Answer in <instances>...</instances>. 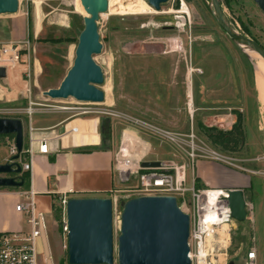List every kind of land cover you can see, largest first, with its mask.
Wrapping results in <instances>:
<instances>
[{
  "label": "rangeland",
  "instance_id": "1",
  "mask_svg": "<svg viewBox=\"0 0 264 264\" xmlns=\"http://www.w3.org/2000/svg\"><path fill=\"white\" fill-rule=\"evenodd\" d=\"M18 1L20 7L25 8L27 4L30 7L29 0ZM132 1H140L145 9L121 15L106 12L97 22L102 49L94 56V61L103 74V84L99 87L104 94L103 103L131 120L185 135L191 129L186 127L188 118L191 120V103L187 106L191 93L194 134L208 148L236 161L237 168L231 169L245 177L244 199L248 204L243 223L233 221L227 231L215 228L206 239V264L209 259L212 264H264V108L258 101L255 60L221 31L208 0H172L162 5L159 12L144 0ZM77 2L70 0L68 5L64 0H42L44 15L56 20L47 22L57 24L46 23L38 38L29 43L30 55L38 59L41 74L31 80L27 99L12 100L13 95L2 89L5 96L0 100V107L12 106L23 114L1 116L20 119L27 128L29 101L35 104L30 119L52 116L42 107L52 102L42 96L46 91L42 86L58 87L72 65L78 33L83 29L86 16ZM219 3L230 28L264 48V18L252 0H219ZM46 38H63V41H37ZM168 111H175L181 119L179 128L171 126L177 122ZM110 120L116 124L118 133L127 130L130 135L127 137H134L130 144L133 151H140L139 147L145 144L146 157L158 159L160 164L189 165L185 151L131 122ZM238 124H241V137L235 129ZM198 125L232 131L230 138L235 144L229 143L224 148L213 146ZM6 149L0 148V163L7 156ZM190 173L188 169L186 188L192 187ZM135 186L122 184L121 192L110 198L114 247L122 205L133 198L131 188ZM194 187L198 189L195 184ZM187 197L190 198L189 194ZM14 203L9 196L0 194V224L17 223L10 212ZM52 217L56 220L55 215ZM48 241L53 264H67L66 234L62 225L58 224ZM250 253L255 255L254 259H249Z\"/></svg>",
  "mask_w": 264,
  "mask_h": 264
},
{
  "label": "water",
  "instance_id": "2",
  "mask_svg": "<svg viewBox=\"0 0 264 264\" xmlns=\"http://www.w3.org/2000/svg\"><path fill=\"white\" fill-rule=\"evenodd\" d=\"M159 12L172 0H144ZM221 31L241 49L257 54L264 61V48L255 41L234 32L224 21L219 0H208ZM264 18V0H252ZM86 15L78 36L71 67L57 88L42 92L50 101L73 100L78 103L102 104L104 94L101 68L94 56L101 53L97 22L108 10V0H78ZM18 0H0V16L15 15ZM6 70L0 68V80ZM109 119V118H107ZM12 136L17 154L13 163L0 164V189H19L21 167L17 162L23 148L24 127L20 119L0 118V137ZM159 162H143L142 169H156ZM230 218L236 223L246 220L244 193L239 189L226 190ZM67 264H191L188 257L190 220L177 205L174 196H138L123 203L119 235L114 247L112 201L110 199L71 198L65 211Z\"/></svg>",
  "mask_w": 264,
  "mask_h": 264
},
{
  "label": "crops",
  "instance_id": "3",
  "mask_svg": "<svg viewBox=\"0 0 264 264\" xmlns=\"http://www.w3.org/2000/svg\"><path fill=\"white\" fill-rule=\"evenodd\" d=\"M64 1L69 5L70 0ZM29 3L30 7L28 4L25 8L19 6L15 15L0 16V43H30L38 38L46 23L57 24L56 22H47V20H56L54 17L49 18L50 16L47 14L44 15L42 0H29ZM21 47L23 48V45ZM27 69L31 71L30 81L25 77ZM40 74L41 68L38 59L30 55L29 48L24 47L21 62L15 68L7 69L6 78L0 80V85L6 92H10L9 95H13L12 100L27 99L31 80L38 79ZM168 90L166 91L168 92ZM189 94L187 106L190 102L191 106L188 107L191 120L188 118L186 127L188 130L189 128L194 130L193 96L191 93ZM168 113L174 116L173 119L177 122L171 126L179 128L181 119L176 112L168 111ZM30 125L36 130V138L49 140V152L47 155L35 154L33 156L31 171L26 173L28 189L23 187L11 191L10 189H0V194L9 196L15 201L10 212L17 219L15 224H0V233L30 232L26 216L16 212L15 206L22 200L20 195L31 190L34 193L36 213L42 214L44 220V229H41L40 236L35 240L39 263L42 264L46 258V264H53L52 259L49 258L51 250L48 239L49 236L53 237L59 224L52 217V207L55 203L59 205V199L69 192H71L67 195L69 199H110L113 194L121 192L122 184L137 185L135 175L130 176L126 183H121L117 177L118 169H135L143 162H157L158 159L146 157L145 144L142 148L139 147L140 151H133L130 144L134 137L131 136V139L127 137L130 136L127 130L118 133L114 121L107 118L76 117L69 119L65 115H52L40 119L35 118V120L31 118ZM24 133H26V127H24ZM0 139V148L6 149L2 138ZM6 157L2 158V163ZM24 159L25 156H21V160ZM190 172L192 186L195 184L199 189L224 191L239 189L244 193L245 177L222 164L198 160ZM187 179L186 171V182ZM64 224L65 216L62 214L60 225L64 227Z\"/></svg>",
  "mask_w": 264,
  "mask_h": 264
},
{
  "label": "built area",
  "instance_id": "4",
  "mask_svg": "<svg viewBox=\"0 0 264 264\" xmlns=\"http://www.w3.org/2000/svg\"><path fill=\"white\" fill-rule=\"evenodd\" d=\"M28 49L29 43H0V68L7 69L15 68L21 62L22 50L21 47ZM26 79H30L31 71L27 69L25 72ZM0 85V100L5 96V92ZM68 101V100H67ZM27 114L29 116L26 133H24L23 148L19 155L18 163L21 167V174L31 171L32 158L35 154L47 155L49 152L47 138H36V130L30 125V117L33 115L35 106L31 101L28 102ZM44 111L50 115H67L70 118H110L121 119L131 122L134 126L141 128L148 133L155 135L163 141L170 143L180 150L185 151L189 159V165L180 164L169 166L161 164L156 169H142L139 165L135 169L120 168L118 169V180L121 183H126L130 176L135 175L136 187L131 189L138 196H174L177 201L178 208L189 216L190 229L188 246L190 249L189 259L191 264H206L207 254L206 239L212 234L215 228L231 227L232 219L227 205V195L224 190L217 189H196L194 186L186 188V171L188 167L193 170L198 160H205L215 163H220L229 168H237L236 161L230 157L222 156L216 151L208 148L194 134L193 130L185 135L167 130L160 129L146 122L139 120H131L126 115L112 110L109 106L92 103H78L73 100L52 101L42 106ZM18 115L23 114L20 109L10 107H0V118L6 116L1 115ZM14 119V118H13ZM16 119V118H15ZM74 131V129H73ZM2 138L7 147L8 155L3 163H13L12 158L17 154L14 138L12 136H3ZM185 148H188L186 151ZM21 156H25L22 161ZM6 177L0 175V178ZM69 192L68 194H70ZM68 194H64L59 199V207L64 215L66 203L69 200ZM189 194L190 198L187 197ZM213 198L210 201V198ZM22 200L15 206V211L23 213L27 218V224L30 226L29 233L4 232L0 233V264H40L39 256L35 249V240L40 236L41 229H44V220L42 214L36 213V205L34 203V193L29 190L20 195ZM190 200V202L188 201ZM217 205V206H216ZM218 209H222L223 219H219ZM246 212L248 204L245 202ZM63 232L66 234L64 224ZM51 258V256L49 257ZM253 253L249 254V259H254ZM52 259V258H51ZM42 264H46V258ZM207 264H212L211 260Z\"/></svg>",
  "mask_w": 264,
  "mask_h": 264
},
{
  "label": "bare ground",
  "instance_id": "5",
  "mask_svg": "<svg viewBox=\"0 0 264 264\" xmlns=\"http://www.w3.org/2000/svg\"><path fill=\"white\" fill-rule=\"evenodd\" d=\"M145 7L140 3V1H132V0H108V10L107 12L111 13L112 15H121V14H127V13H139L143 11ZM155 11V10H154ZM157 12V11H156ZM105 14H102L100 16H104ZM245 54L251 58V60H255V82L257 87V94H258V101L261 103V105L264 108V61L257 57L253 52L244 49ZM190 95V94H189ZM214 197L210 198L209 200L212 201ZM217 206V205H216ZM219 219H223V212L222 209H218ZM223 230H226V227H222ZM224 232V231H223ZM223 234H221L222 236Z\"/></svg>",
  "mask_w": 264,
  "mask_h": 264
},
{
  "label": "trees",
  "instance_id": "6",
  "mask_svg": "<svg viewBox=\"0 0 264 264\" xmlns=\"http://www.w3.org/2000/svg\"><path fill=\"white\" fill-rule=\"evenodd\" d=\"M74 29H75V27H73V25H72V30H74ZM79 34L80 33H78V36H79ZM37 41L38 42H44V43H52V42L58 43V42L63 41V38H59V39H50V38L48 39V38H46V40L45 39H43V40L42 39H38ZM62 79H63V77H62ZM55 88H57V87H55ZM42 89L47 91L49 89H54V88L53 87H50V86H47V85L44 84V86H42ZM198 127L199 128H202L203 134L206 135V137L208 138V140L211 142V144L213 146H217V147L224 148L229 143L235 144V140H233L232 138H230V136L233 135V134H231L232 131L223 132L221 130H215L213 128L205 129V128H203L204 127L203 125L202 126L198 125ZM235 129H237V131L239 133V137H241L242 136V133H241V124H238L235 127ZM213 131H215V132H213ZM20 179H22L24 181L23 188L24 189H28V177H27L26 173H22L21 176H20ZM52 214L55 215L56 221H58L59 224H61V218H62V210H61V208L59 206L54 205L52 207Z\"/></svg>",
  "mask_w": 264,
  "mask_h": 264
}]
</instances>
